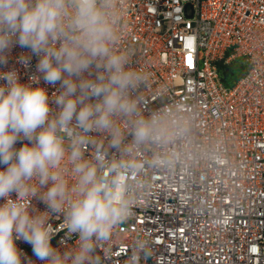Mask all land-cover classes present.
<instances>
[{
	"label": "built area",
	"instance_id": "obj_1",
	"mask_svg": "<svg viewBox=\"0 0 264 264\" xmlns=\"http://www.w3.org/2000/svg\"><path fill=\"white\" fill-rule=\"evenodd\" d=\"M119 2L117 46L144 75L133 95L144 115L160 113L181 131L125 157L138 165L130 215L99 246L98 264H125L137 242L140 264H264V0ZM27 51L15 45L0 70L15 69L21 82L40 75L36 56L18 62ZM237 57L247 69L226 85L217 64ZM40 85L50 96L58 86ZM52 223L62 247V225Z\"/></svg>",
	"mask_w": 264,
	"mask_h": 264
},
{
	"label": "clouds",
	"instance_id": "obj_2",
	"mask_svg": "<svg viewBox=\"0 0 264 264\" xmlns=\"http://www.w3.org/2000/svg\"><path fill=\"white\" fill-rule=\"evenodd\" d=\"M122 12L119 0H0V66L19 45L28 51L18 62L36 56L40 74L21 82L0 70V264H98L99 246L130 215L138 165L125 157L180 134L133 95L144 75L117 46ZM41 78L58 85L51 96ZM53 220L62 247L52 244ZM143 248L125 264H140Z\"/></svg>",
	"mask_w": 264,
	"mask_h": 264
},
{
	"label": "crops",
	"instance_id": "obj_3",
	"mask_svg": "<svg viewBox=\"0 0 264 264\" xmlns=\"http://www.w3.org/2000/svg\"><path fill=\"white\" fill-rule=\"evenodd\" d=\"M227 53H228V50H227ZM217 66H218V70H219V74L221 76V79H222L223 83L226 85H232L233 83H235V81H237V79L241 75H243L247 69V65L243 62L241 57L234 58L229 63L220 62L217 64ZM227 66H232V68H234L236 71L235 75H234L235 77L230 78V80H227V78L225 76L223 77V74L225 72H223V74H222L221 70H220L221 67L223 68V67H227ZM238 72H240V73L238 74Z\"/></svg>",
	"mask_w": 264,
	"mask_h": 264
},
{
	"label": "rangeland",
	"instance_id": "obj_4",
	"mask_svg": "<svg viewBox=\"0 0 264 264\" xmlns=\"http://www.w3.org/2000/svg\"><path fill=\"white\" fill-rule=\"evenodd\" d=\"M231 50L229 49L228 50V53L230 52ZM220 70H221V73L223 74V72H225L224 74H223V77L225 76L226 78H227V80H230V78H232V77H235L234 75H235V69L234 68H232V66H227V67H221L220 68ZM223 70V71H222ZM240 72H238V74H239ZM225 82V81H224Z\"/></svg>",
	"mask_w": 264,
	"mask_h": 264
}]
</instances>
